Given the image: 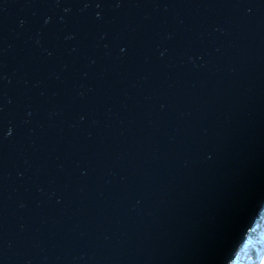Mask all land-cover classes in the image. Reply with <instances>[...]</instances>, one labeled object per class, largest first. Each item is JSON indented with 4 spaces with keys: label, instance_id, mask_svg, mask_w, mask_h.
<instances>
[{
    "label": "water",
    "instance_id": "water-1",
    "mask_svg": "<svg viewBox=\"0 0 264 264\" xmlns=\"http://www.w3.org/2000/svg\"><path fill=\"white\" fill-rule=\"evenodd\" d=\"M264 211V0H0V264H232Z\"/></svg>",
    "mask_w": 264,
    "mask_h": 264
},
{
    "label": "trees",
    "instance_id": "trees-1",
    "mask_svg": "<svg viewBox=\"0 0 264 264\" xmlns=\"http://www.w3.org/2000/svg\"><path fill=\"white\" fill-rule=\"evenodd\" d=\"M262 216L264 218V214ZM256 232H257L256 236L253 235L249 236V238H247L246 241L243 243V246L237 255V259H235L233 264H246L245 259L250 260L247 249L253 246L257 250L256 243H260L261 241H264V225H260V227L257 229Z\"/></svg>",
    "mask_w": 264,
    "mask_h": 264
},
{
    "label": "rangeland",
    "instance_id": "rangeland-1",
    "mask_svg": "<svg viewBox=\"0 0 264 264\" xmlns=\"http://www.w3.org/2000/svg\"><path fill=\"white\" fill-rule=\"evenodd\" d=\"M264 211L261 213V217L258 218V224L259 225H264V218L263 215ZM257 229L254 228L253 231L251 232L250 236H256L257 235ZM255 242V241H254ZM256 243V242H255ZM257 250L252 246L249 247L248 250V256L250 257L249 259H245L246 264H264V241H261L260 243H256ZM237 259V257H236Z\"/></svg>",
    "mask_w": 264,
    "mask_h": 264
},
{
    "label": "bare ground",
    "instance_id": "bare-ground-1",
    "mask_svg": "<svg viewBox=\"0 0 264 264\" xmlns=\"http://www.w3.org/2000/svg\"><path fill=\"white\" fill-rule=\"evenodd\" d=\"M257 223H258V220H257V222H256V226H257ZM253 229L254 228H252V230L250 231V233H249V235H248V237L247 238H249V236H250V234H251V232L253 231ZM243 246V245H242ZM242 246H241V248H242ZM239 253V252H238ZM238 255V254H237ZM237 257V256H236Z\"/></svg>",
    "mask_w": 264,
    "mask_h": 264
}]
</instances>
